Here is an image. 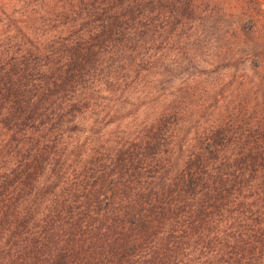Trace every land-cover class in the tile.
Returning a JSON list of instances; mask_svg holds the SVG:
<instances>
[{
	"label": "trees",
	"instance_id": "trees-1",
	"mask_svg": "<svg viewBox=\"0 0 264 264\" xmlns=\"http://www.w3.org/2000/svg\"><path fill=\"white\" fill-rule=\"evenodd\" d=\"M0 264H264V0H0Z\"/></svg>",
	"mask_w": 264,
	"mask_h": 264
}]
</instances>
